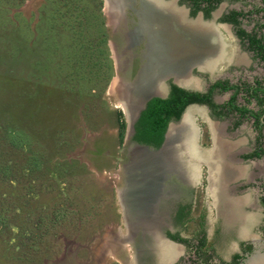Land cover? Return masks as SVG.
<instances>
[{
    "label": "rangeland",
    "instance_id": "1",
    "mask_svg": "<svg viewBox=\"0 0 264 264\" xmlns=\"http://www.w3.org/2000/svg\"><path fill=\"white\" fill-rule=\"evenodd\" d=\"M102 9V0H0V264H124L132 255L129 245L122 255L104 247L124 231L117 192L128 119L109 90L119 73ZM203 177L189 231L198 219L218 224Z\"/></svg>",
    "mask_w": 264,
    "mask_h": 264
},
{
    "label": "flooded vegetation",
    "instance_id": "2",
    "mask_svg": "<svg viewBox=\"0 0 264 264\" xmlns=\"http://www.w3.org/2000/svg\"><path fill=\"white\" fill-rule=\"evenodd\" d=\"M102 3L103 14L109 21L110 9L107 1L102 0ZM162 4L168 6L170 11L161 9ZM177 10L182 13L178 14L182 17L183 23L177 22L173 27L167 25L161 30V37L170 42V48L174 49L175 54L180 56L182 54L180 52L186 47L185 53L188 54L189 59L198 61L203 53L214 51L215 38L218 37L225 41L233 58L231 61L224 60L213 71L190 64L188 73L196 77L200 86L188 87L177 83L174 77L164 78L162 81L166 87L164 93L153 94L147 100L133 124V133L129 140L125 139V133H128L125 128L121 139L123 149L121 153L123 157L126 156V149L129 150L131 147L130 143L144 145L148 150H155L163 141L165 143L166 129L160 142L150 139L151 136L146 137L147 140L136 138L143 128L142 112L146 109L149 100L176 98L178 89L184 91L192 100L185 105L178 118L173 114L169 115L167 126L170 122V125L181 122L186 112L192 111L193 122L197 127L195 132L197 147L204 156V161L200 165L199 180L204 175L206 192L212 199V205L219 217L218 224L207 229L206 225L209 222L203 220L202 223L198 219L197 229L186 230V225L194 221V187L199 180L183 182L171 175L166 176L164 180L162 176L150 178L152 180L150 184L138 187L141 190L139 193L143 196L140 200L147 202L150 207L154 205L159 207L149 212L150 217L146 219L162 216L159 235L164 241L179 248L180 253L178 252L179 255L172 261L162 262L151 247L153 235L145 231L140 224L135 235L128 241L129 244H126L133 250L132 255L129 259H124L130 261L135 256L136 264H229L249 246L264 240V59L259 55L258 43H256V39H259L264 52V0H127L123 6L122 19L125 22L122 26L116 27L110 22L109 26L108 21L107 25L112 43L121 54L127 56L125 73L131 81L141 66L142 50L148 39L145 35L136 36L135 24L143 18L145 21L147 19L146 23L149 26H152L153 19L164 18L163 14L166 12L168 15L165 16L172 18L177 14L174 12ZM124 31L130 32L129 39L125 38ZM126 50H129L127 51L130 52L129 55ZM238 56L243 57L242 60L238 61ZM256 68L261 70L260 74L253 72ZM170 106L174 111L176 110V105ZM218 142L224 144V149L220 151L221 159L219 158L225 163L223 169L226 170L225 166L229 169H237L234 173L228 171L226 174L228 177H236L223 185L225 189L227 188L224 191L228 196L232 195L231 197L236 199L244 198L243 203H245L240 205L242 208L240 210L246 215L243 225L237 220L231 221L232 223L225 222L223 216L218 214L214 198L209 192L210 175L213 174L217 178L225 176L221 168L212 172L207 162L211 159L210 155L216 151ZM123 196L126 207V198L125 195ZM136 202L137 200L132 203L136 218H140L144 214H139L141 203ZM119 206L122 214L120 200ZM122 228L124 231L118 232L116 237H123L129 232L123 218ZM227 242L231 243V247L221 254L218 249L222 250ZM126 246L125 244L121 246L115 252L116 255H122ZM148 260L150 262H147Z\"/></svg>",
    "mask_w": 264,
    "mask_h": 264
},
{
    "label": "bare ground",
    "instance_id": "3",
    "mask_svg": "<svg viewBox=\"0 0 264 264\" xmlns=\"http://www.w3.org/2000/svg\"><path fill=\"white\" fill-rule=\"evenodd\" d=\"M106 1L108 8L110 9V23H113L116 27H121L122 23L125 22L124 19H122V13L123 6L127 0ZM160 8L164 11H170L169 7L163 4ZM178 10L174 11L175 13L177 12V14L172 18L165 16L168 15L166 12L163 14L164 18L162 17L161 19L160 17H157L153 19L152 26H149L148 23H146L147 19L145 21L143 18L135 24L134 30L136 36L139 37L145 35L148 39L142 50L141 66L139 67L140 71L138 70L133 81H131L125 73L126 54H121L112 43L113 56L115 63L118 66V70L120 71V75L113 78L114 80L109 90L110 93L117 99L116 105L123 110L126 121L127 119L129 121V123L127 121V139H129L131 133V123L135 116V110L138 106L137 99L140 94L148 96L150 94L164 93L166 87L162 84V81L166 77H174V80L180 85L188 87L200 86L196 77H192L188 73V69L191 65L195 64L200 69H209L213 71L224 60L231 61L233 58V54L230 53V50H228L229 48L227 49L225 41L222 39L220 40L218 37L215 38L216 42L214 51L203 53L199 57L200 60L198 61L189 59L187 56L188 54L185 53L187 51L186 47L182 52H180L182 53L180 56L179 54H175L174 49L170 48V42L165 41L161 37V30L167 25H172L171 27H173L177 25V22L178 24L183 23L182 17L178 14L182 13ZM191 26H193V23ZM124 35L126 39H129L130 32L124 31ZM212 42H214V39ZM127 48L129 49L130 47ZM127 51L129 50H126V52ZM129 53L130 52H127L128 55ZM242 58L238 56V61L242 60ZM196 128L197 127H195L193 122L192 111H189L186 112L181 122L172 123L169 126L165 136V138L167 137L166 141L163 148H161L159 152L152 153L135 148L132 147V144L130 143L129 146L131 147H129V150L126 149L128 160L126 161L125 159L122 162V166L124 164L122 167L123 185L118 190L120 204L122 206L121 210L123 211L122 214L124 215L129 232L123 237H116L114 235L112 239L108 240L105 244L106 246H104L106 247V252H117L121 246L124 244L126 245L128 241L132 239V236L136 233L135 231H137L140 224H142L144 230L153 235V243L150 245L153 247V250L157 252L162 262L172 261L175 257H177V255H179L178 252L180 253V249L164 241L159 235V225L161 223L162 216H154L150 219H146L147 217H150L148 216V213L154 211L159 206L154 205L153 207H150L147 202L144 203V200H140L143 196L142 193H139L141 190L138 187L144 184H150L152 181L150 178H157L158 176H162L164 180L166 176L171 175L177 177L178 180L183 182H195L199 180L200 165L204 161V156L199 152V148L197 147V137L195 138V132H197ZM217 146L216 151L210 155L211 159L207 160V162L210 165L212 172L221 168V170L224 171L225 174L223 175L225 176L223 178H217L213 174L210 175L209 192L214 198V203L219 211L218 214L223 216L225 222L237 220L241 225H243L246 220V215L244 214L245 212L240 210L242 209L240 208V205L243 203L244 198L242 197L243 199H240L237 197L236 199V197H231L232 195H229V197L228 193L226 194L224 191L225 185H223L224 183L227 184V181L233 178L226 175L228 171L230 173H234L237 169H229L227 166H225L226 170L223 169L225 163H222L219 158L221 153L220 151L224 149V144L222 142H218ZM215 154L217 156H214ZM212 168H214V170ZM137 193L139 194L137 195ZM145 193L146 192H144V194ZM123 195H125L126 198L127 209L125 207ZM136 200L137 204L139 201L141 203L139 214H144L140 218H136L137 215L134 210V204L132 203ZM130 214L131 216H128ZM136 259L137 258L135 256L131 258L130 261H126L125 259L124 264H136Z\"/></svg>",
    "mask_w": 264,
    "mask_h": 264
},
{
    "label": "trees",
    "instance_id": "4",
    "mask_svg": "<svg viewBox=\"0 0 264 264\" xmlns=\"http://www.w3.org/2000/svg\"><path fill=\"white\" fill-rule=\"evenodd\" d=\"M256 43H258V53L264 59V52L259 44V39H256ZM183 94H185L184 91L178 89L176 98H153L149 100L146 109L141 115L143 128H141L140 134H138L136 138L147 140V138L151 136L150 139H155L157 142H160L166 129L169 115L173 114L178 118L185 105L192 100L186 96L187 94L183 97ZM170 105H176V110L174 111V108H171ZM124 124L123 121L120 122L119 129H121Z\"/></svg>",
    "mask_w": 264,
    "mask_h": 264
},
{
    "label": "water",
    "instance_id": "5",
    "mask_svg": "<svg viewBox=\"0 0 264 264\" xmlns=\"http://www.w3.org/2000/svg\"><path fill=\"white\" fill-rule=\"evenodd\" d=\"M115 67L117 68V72L119 73L118 75H120V71L118 70V66L116 65L115 63ZM153 94H150L148 96H146L145 94H140V96L138 97V106L136 107V110H135V116H134V119L131 123V133H130V136H129V139L133 133V124L136 120V118L138 117L139 115V112L144 108L147 100L152 96ZM124 114V113H123ZM125 116V115H124ZM179 121V120H178ZM181 121V119H180ZM171 123V122H170ZM170 123L168 124L167 128H166V131L164 133V140H165V136H166V132H167V129L170 125ZM125 139L127 140V136H125ZM128 139V140H129ZM164 143V141H163ZM162 143V145H163ZM135 148H139V149H142V150H146V151H149V152H157L161 149L162 145L160 147H158L157 149L155 150H148V148L144 145H140L138 143H131ZM121 152L123 151V149H119ZM124 158L125 157H121L119 160L121 161V164H120V167L122 165V162L124 161ZM124 166V164H123ZM122 166V167H123ZM118 193V192H117ZM119 195V194H118ZM119 198V197H118ZM120 200V198H119ZM123 219H124V215H122ZM229 264H264V240L261 241V242H257L256 244L252 245V246H249L246 250H244L239 256H237L231 263Z\"/></svg>",
    "mask_w": 264,
    "mask_h": 264
}]
</instances>
